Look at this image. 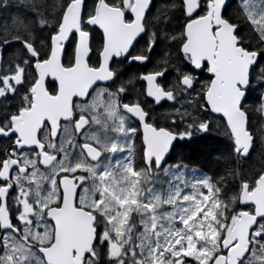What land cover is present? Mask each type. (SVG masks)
<instances>
[{
    "label": "snow or ice",
    "instance_id": "1",
    "mask_svg": "<svg viewBox=\"0 0 264 264\" xmlns=\"http://www.w3.org/2000/svg\"><path fill=\"white\" fill-rule=\"evenodd\" d=\"M74 3L0 0V264H264V0H119L138 25L111 76L25 131L37 66L54 49L76 64L77 30L64 32ZM79 3L85 62L99 67L97 0ZM200 21L227 28L244 62L230 102L212 96L211 61L185 50ZM216 137L215 167L189 175L183 149ZM74 222L86 229L76 246Z\"/></svg>",
    "mask_w": 264,
    "mask_h": 264
},
{
    "label": "water",
    "instance_id": "2",
    "mask_svg": "<svg viewBox=\"0 0 264 264\" xmlns=\"http://www.w3.org/2000/svg\"><path fill=\"white\" fill-rule=\"evenodd\" d=\"M79 12L80 3L78 0L74 3L73 9L69 11L65 24L69 25L73 17L75 23L79 25ZM90 22L96 24L105 35V45L101 53L100 67L92 69L85 62V56L88 53V39H85V41L78 44L76 64L68 70L60 67L62 75H60V78L58 76L56 78L58 80L59 92L56 97L51 98L45 95L46 91L44 88V77L48 73L47 68L49 66L47 64H40L38 66L40 79L36 90L38 97L32 112L27 114V118L22 124L25 131L30 130L32 124L37 119L46 115L43 108L44 105L59 106V111L62 114L67 110L68 101L72 93L86 89L88 85L97 79H107L110 77L112 73L109 71L108 65L111 56L127 46L126 41L135 32V25H138V21H136L126 25L128 28L124 27L121 10L108 5L104 0H98L95 15L90 19ZM206 23V21H200L199 25H193L187 29L188 39L184 47L191 54L194 64H200L204 59L211 61V67L217 72L216 82L211 89V93L217 103L222 104L225 101L230 102L231 82L242 73L244 62L240 58L238 51L233 47L230 31L225 28L223 32L213 34L207 29ZM149 91L159 94V90L151 84V78ZM41 92L46 96V99L51 101L45 103L43 96L40 97ZM261 199L264 200V194H261ZM85 236L86 229H84L83 225L74 222L68 231L66 242L69 245L76 246L83 241Z\"/></svg>",
    "mask_w": 264,
    "mask_h": 264
},
{
    "label": "flooded vegetation",
    "instance_id": "3",
    "mask_svg": "<svg viewBox=\"0 0 264 264\" xmlns=\"http://www.w3.org/2000/svg\"><path fill=\"white\" fill-rule=\"evenodd\" d=\"M76 1H78V0H75V2ZM105 2H106V0H104ZM97 2H98V0H97ZM108 5H110V6H112V7H115V8H119L120 10H121V13L123 12V9L120 7V4H117V5H113V4H110V3H108V2H106ZM97 5V4H96ZM125 6H127V5H125ZM95 15V14H94ZM94 15L93 16H91L90 17V19L91 18H93L94 17ZM122 21H123V17H122ZM123 26L124 27H126V25H129V24H131V23H128V22H124L123 21ZM133 23V22H132ZM122 26V27H123ZM71 28H76V30H77V34H78V42H77V47H78V44L79 43H81V42H83V41H85V39L87 40L88 39V35H87V31L85 30V31H81L80 30V21H79V25H77L76 23H75V19L72 17V19H71V23L69 24V25H66L65 24V28H64V32H65V35H67V32L71 29ZM126 28H128V27H126ZM100 29V28H99ZM93 35L94 36H96V39L94 40V44H93V46H94V48H95V50L96 51H99L100 52V55H101V53H102V51H103V49H104V45H105V35H104V33L102 32V30L100 29V33L99 34H97V33H93ZM101 36L103 37V43L101 44ZM102 49V50H101ZM57 62H58V65H57ZM44 64H47L48 66H49V68H47V71H48V73H47V76H49V80L51 79V77H55V78H57V76L60 78L61 76L60 75H62V69H64V70H68V69H70V68H72V67H65V66H62L61 65V63L59 64V50L58 49H54V55H53V58L50 60V61H48V62H46V63H44ZM61 65V66H60ZM100 65H101V62H100ZM100 65H99V67H100ZM39 66V65H38ZM38 66H37V71L39 72V70H38ZM88 66L90 67V68H92V69H98L99 67H95V66H91V65H89L88 64ZM60 67H62V69L60 68ZM110 71V70H109ZM111 72V71H110ZM40 74V73H39ZM40 79V78H39ZM39 81V80H38ZM38 81H37V83H38ZM45 88V87H44ZM58 88H59V85H58ZM36 90H37V85H36V87L32 90L33 91V95H34V105H33V108H34V106L36 105V100H37V97H38V93L36 92ZM45 91H46V96L47 97H51V98H53V97H56L57 95H58V93H57V95L56 96H52V95H50V93L45 89ZM43 96V98L45 99V103L46 102H49V101H51V100H49V99H46L45 97L46 96H44V94H43V92H41V94H40V97H42ZM43 108H44V110H45V112H46V115H48V116H56V115H58V114H61L60 113V111H59V106H56V105H49V104H46V105H44L43 106ZM174 159H176V158H174Z\"/></svg>",
    "mask_w": 264,
    "mask_h": 264
},
{
    "label": "trees",
    "instance_id": "4",
    "mask_svg": "<svg viewBox=\"0 0 264 264\" xmlns=\"http://www.w3.org/2000/svg\"><path fill=\"white\" fill-rule=\"evenodd\" d=\"M110 3V2H108ZM113 4V3H110ZM119 4V0H117L116 4ZM215 136V133L211 134ZM221 139L220 137H216V140H206V141H196L193 144L186 146L182 151V159L184 162L189 164V169L192 167H196L199 169L198 172H208L215 167V161L212 160V154L214 152L222 151L224 146L219 144L217 141ZM174 158L178 159L176 155Z\"/></svg>",
    "mask_w": 264,
    "mask_h": 264
},
{
    "label": "rangeland",
    "instance_id": "5",
    "mask_svg": "<svg viewBox=\"0 0 264 264\" xmlns=\"http://www.w3.org/2000/svg\"><path fill=\"white\" fill-rule=\"evenodd\" d=\"M191 169H189V175H191ZM201 173L200 172H197L196 175H200Z\"/></svg>",
    "mask_w": 264,
    "mask_h": 264
}]
</instances>
